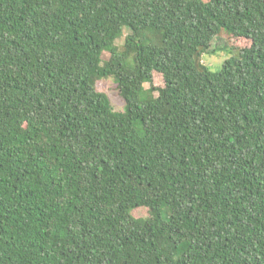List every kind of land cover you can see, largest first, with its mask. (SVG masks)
<instances>
[{"label":"trees","instance_id":"obj_1","mask_svg":"<svg viewBox=\"0 0 264 264\" xmlns=\"http://www.w3.org/2000/svg\"><path fill=\"white\" fill-rule=\"evenodd\" d=\"M0 264H264V0H0Z\"/></svg>","mask_w":264,"mask_h":264},{"label":"rangeland","instance_id":"obj_2","mask_svg":"<svg viewBox=\"0 0 264 264\" xmlns=\"http://www.w3.org/2000/svg\"><path fill=\"white\" fill-rule=\"evenodd\" d=\"M124 38L125 36H123L121 39L118 40L119 44H122L124 42ZM233 44L232 40L229 39V36L223 32L219 37L215 38V40L213 41V46L211 47V49L218 51L216 54H206L204 55V63H206L207 65L210 66V68L213 71H216L219 69V65L225 61V59L229 58L232 56V54L230 53V46ZM222 49V51L220 50ZM222 61V62H221ZM154 83L156 85H161L163 83L162 80V76L158 73H156L154 75ZM146 87H149L150 84L147 83L145 84ZM99 88L101 90H105L106 92H108L113 100V105L114 108L116 110H122L124 103L122 101V98L120 96H118L116 94L115 88L116 85L114 83H112L111 81H107L104 80L103 82L100 83ZM134 214L137 217H145L149 214V211L146 209H137L136 211H134ZM163 216L166 217V208L164 207L163 212H162Z\"/></svg>","mask_w":264,"mask_h":264}]
</instances>
